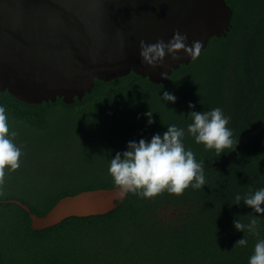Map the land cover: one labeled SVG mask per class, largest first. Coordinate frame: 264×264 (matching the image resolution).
I'll return each instance as SVG.
<instances>
[{"label": "trees", "instance_id": "1", "mask_svg": "<svg viewBox=\"0 0 264 264\" xmlns=\"http://www.w3.org/2000/svg\"><path fill=\"white\" fill-rule=\"evenodd\" d=\"M227 3L234 11L228 35L212 38L166 85L135 73L96 80L92 92L72 105L61 98L28 104L0 93L10 130L18 133L15 143L23 146L20 168L6 170L0 200H21L46 216L66 196L115 189L108 169L116 153L130 141L150 142L172 124L185 129V150L203 167L229 159L245 136L264 126V0ZM164 91L176 101L163 100ZM217 107L238 139L220 155L187 133L190 112ZM204 175L200 189L189 187L180 196L165 191L153 199L128 193L108 214L71 217L44 231L33 230L21 207L0 203V264H249L264 239V213L233 202L237 194L264 188V130ZM249 215L259 220L258 236L234 227L238 219L248 224ZM244 238L247 245L235 248Z\"/></svg>", "mask_w": 264, "mask_h": 264}, {"label": "water", "instance_id": "2", "mask_svg": "<svg viewBox=\"0 0 264 264\" xmlns=\"http://www.w3.org/2000/svg\"><path fill=\"white\" fill-rule=\"evenodd\" d=\"M233 15L227 0H0V93L28 104L61 98L72 105L92 92L96 80L135 73L166 85L174 70L194 59L181 51L180 60L166 55L163 66L153 68L142 61L140 41L167 43L179 31L187 35V44L202 43L200 56L212 38L228 35ZM161 72L169 79H162ZM262 130L245 136L229 159ZM117 193L115 188L66 196L46 216L34 214L18 199L0 203L21 207L33 230L44 231L71 217L108 214L128 195Z\"/></svg>", "mask_w": 264, "mask_h": 264}, {"label": "clouds", "instance_id": "3", "mask_svg": "<svg viewBox=\"0 0 264 264\" xmlns=\"http://www.w3.org/2000/svg\"><path fill=\"white\" fill-rule=\"evenodd\" d=\"M188 37L179 31L174 32L171 40L165 43L158 40L148 44L140 41V56L143 63L153 68L163 66L166 55L172 60H180L177 55L183 51L191 59L199 56L203 47L197 40L191 45L187 44ZM162 79H169L166 72H161ZM163 100L175 102L176 97L167 91L163 93ZM189 104V108H194ZM148 123H154L152 112L146 113ZM188 118L192 123L187 126V133L195 142L203 144L206 149H215L220 155L224 149L235 148L238 139H233V133L229 129V117H226L221 108L217 107L210 111L190 112ZM18 133L10 130L8 116L3 106H0V195H3L6 170L15 172L21 166L23 155L22 145L18 146L15 141ZM185 129L178 128L175 124L167 127V131L155 134L150 142L140 139L139 142L130 141L127 150L117 152L110 161L108 169L113 178L118 195L123 198L132 193L141 198L153 199L165 191L169 194L180 196L184 191L192 187L200 189L206 184L202 162L198 163L195 154L191 150H185L182 142ZM243 200L245 204L256 213H264V188L248 193L243 196L237 194L234 204ZM259 220L256 216L249 215V223L244 224L240 219L234 221V227L240 231H247L252 235H259ZM247 240L240 239L235 248L246 246ZM249 264H264V239L259 240L254 247V254L249 259Z\"/></svg>", "mask_w": 264, "mask_h": 264}]
</instances>
